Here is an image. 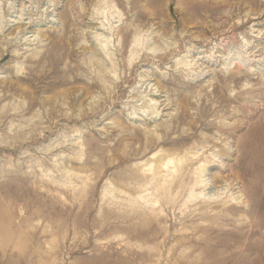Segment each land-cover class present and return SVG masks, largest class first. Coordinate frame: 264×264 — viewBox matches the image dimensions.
<instances>
[{"label": "rangeland", "instance_id": "1", "mask_svg": "<svg viewBox=\"0 0 264 264\" xmlns=\"http://www.w3.org/2000/svg\"><path fill=\"white\" fill-rule=\"evenodd\" d=\"M0 146V264H264V0H0Z\"/></svg>", "mask_w": 264, "mask_h": 264}, {"label": "bare ground", "instance_id": "2", "mask_svg": "<svg viewBox=\"0 0 264 264\" xmlns=\"http://www.w3.org/2000/svg\"><path fill=\"white\" fill-rule=\"evenodd\" d=\"M136 42V41H135ZM133 43V42H132ZM134 44V43H133ZM100 47V46H99ZM135 48H136V46H135ZM134 48V49H135ZM245 62V61H244ZM245 63H247V62H245ZM243 66V65H242ZM241 67V66H240ZM223 68V67H222ZM227 68V67H226ZM226 68H224V70L226 69ZM20 70L19 69H15V73H17V72H19ZM24 145V144H23ZM1 147V146H0ZM6 147V146H5ZM7 149V148H6ZM5 149V150H6ZM7 150H9V149H7ZM0 151H2L1 149H0ZM152 155V154H151ZM157 156H159V153H155L151 158H150V160H154L155 158H157ZM173 159V156H171V158L169 157V158H165L164 159V162H163V170L164 171H166L165 170V164L167 163V162H170L171 160ZM149 160V159H148ZM195 163V162H194ZM199 162H197L196 164H198ZM149 165H150V162H149ZM149 165H147V166H149ZM168 165H169V168H173V166H170V164L168 163ZM176 166H178V165H176ZM175 166V167H176ZM178 167H176L175 169V171H172V170H168V172H169V174L167 175V177H168V179L167 180H169V178H171L172 177V180L171 181H173L172 183H174L175 181H179V183H180V180L179 179H177V180H175L174 181V177H176V174H177V172H178V169H177ZM167 169V168H166ZM10 180H12L11 178H10ZM18 180V179H17ZM178 184V183H177ZM196 184L197 185H199V184H201V183H199V181H197L196 182ZM33 187H31L28 183H27V180H24V179H20L19 180V182L18 181H16L15 182V180H12V181H6V182H4V183H2V184H0V223H3L4 225H5V227H4V229H3V232H5V233H7L8 235L10 234H12V235H16V233L19 231V229H20V223H18L17 221H16V219H14V213L12 212L13 211V206L12 205H6V199L11 195V193L13 192V195L11 196L13 199H19V198H21V199H25V198H27V197H29L30 198V200L31 201H34V202H36V203H41V202H44V201H42L41 200V198H38V196H40V195H38V192L36 193L35 192V190L34 189H32ZM204 188V186H200V191H202V189ZM34 190V191H33ZM199 199H202V198H199ZM203 200V199H202ZM8 201V200H7ZM264 202V201H263ZM13 204H15V203H13ZM236 205L235 207L233 206V208H238V209H241L242 210V208H245V206H243V205H245V203L243 204L242 202H239V201H237V203H233L232 205ZM6 207H5V206ZM17 205V204H16ZM231 205V204H230ZM260 205V204H259ZM51 207L53 208V210L55 209V206H54V204L53 205H51ZM262 206L260 205V208H261ZM57 210V209H56ZM50 211H52V210H50ZM53 212V211H52ZM7 213H9V217L10 218H7ZM69 218V217H68ZM264 227V220L263 219H261L259 222H257V223H255V225H254V228L255 229H253L251 232L253 233V234H261L260 235V237H261V239H262V237L264 238V234H262V232H260V228L262 229ZM29 233H34V232H29ZM228 243V242H227ZM7 244V243H6ZM211 244V243H210ZM9 245V244H8ZM8 245H4V247H7ZM244 245V247H247V248H250V247H255L254 245H252L251 243H244L243 244ZM263 245V244H262ZM213 246H215V244H213ZM246 249V248H245Z\"/></svg>", "mask_w": 264, "mask_h": 264}]
</instances>
